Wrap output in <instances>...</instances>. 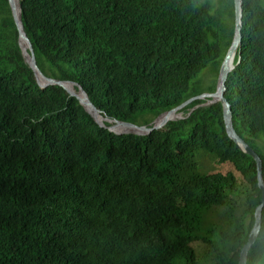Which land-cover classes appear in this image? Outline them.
<instances>
[{
	"label": "trees",
	"instance_id": "1",
	"mask_svg": "<svg viewBox=\"0 0 264 264\" xmlns=\"http://www.w3.org/2000/svg\"><path fill=\"white\" fill-rule=\"evenodd\" d=\"M20 4L43 74L141 125L203 93L193 80L218 76L234 33L233 0ZM242 7L225 97L264 174V0ZM203 103L146 136L101 128L62 87L39 86L0 0V264H239L262 204L257 163L221 103ZM204 157L225 170L203 172ZM257 238L247 264H264V211Z\"/></svg>",
	"mask_w": 264,
	"mask_h": 264
},
{
	"label": "water",
	"instance_id": "2",
	"mask_svg": "<svg viewBox=\"0 0 264 264\" xmlns=\"http://www.w3.org/2000/svg\"><path fill=\"white\" fill-rule=\"evenodd\" d=\"M20 1V0H18ZM9 6L11 9V14L13 21L16 25L18 34H19V45L22 51V55L25 59V62L28 66L33 70L37 83L41 88H47L48 86L57 85L62 87L70 97H75L79 103L83 106L86 112L94 119V121L101 127L109 132H112L116 135H128V134H135L146 136L156 130L163 129L168 122L181 120L185 116L183 114V110L192 102L196 100H204V105H211L214 103L220 102L223 107V118L225 124V131L227 136L234 141L236 147L239 150H242L245 154L252 157L256 163L258 168V183L260 190L262 191V204L258 207L255 213V225L253 226L247 244L241 250L239 256V264H247L249 253L255 244L259 231L261 229V224L263 220V211H264V177H263V161L262 158L250 147L248 146L237 134L235 128L233 126V117H232V110L231 105L228 102L227 98L225 97L226 88H227V80L229 77L230 72L234 69L235 65L239 63L240 56L238 55V59L235 62L236 53L239 49L242 40V18H243V0H233L234 4V33L232 42L221 62L218 76H217V83L216 89L214 92H203L199 95L193 96L186 101H184L179 106L172 108L162 114H160L155 120L151 123L146 125H138L133 122L122 121V120H112L107 118L101 114L99 109L94 106L91 102L87 92L82 88V86L68 81H60L54 78H49L43 74V72L38 67L35 52L33 50L31 41L27 36L22 23V16H21V4L19 3V13L17 12V7L15 5L14 0H8ZM23 40H26L28 44V48L25 50L22 43ZM72 87V88H71ZM77 91L79 95L75 93ZM200 106V105H198ZM196 106L195 108H197ZM194 108V109H195ZM194 109L190 110L188 115ZM103 118L108 121H113L115 125L125 126L127 131L125 132H117L113 129V126H109L108 123H103L100 118ZM161 117H164L163 120H160Z\"/></svg>",
	"mask_w": 264,
	"mask_h": 264
},
{
	"label": "rangeland",
	"instance_id": "3",
	"mask_svg": "<svg viewBox=\"0 0 264 264\" xmlns=\"http://www.w3.org/2000/svg\"><path fill=\"white\" fill-rule=\"evenodd\" d=\"M208 1L215 2L216 0H208ZM193 81H197V82L199 81V87L205 93V92H209V89L217 82V76L216 77L214 76L212 69L209 67L201 71ZM136 124L141 125L142 122L138 119ZM201 167H202V171L206 173L218 172V170H225V168H221L217 166V163H215L208 157H204L202 159ZM212 212L213 215H215L214 219L220 218V215L217 213L216 209L212 210Z\"/></svg>",
	"mask_w": 264,
	"mask_h": 264
},
{
	"label": "bare ground",
	"instance_id": "4",
	"mask_svg": "<svg viewBox=\"0 0 264 264\" xmlns=\"http://www.w3.org/2000/svg\"><path fill=\"white\" fill-rule=\"evenodd\" d=\"M14 2H15V5H16V7H17V12L19 13V3H20V1H18V0H14ZM22 45H23V47L25 48V50L28 48V44H27L26 40H23ZM24 45H25V46H24ZM68 82H70V81H68ZM52 86H57V85H52ZM77 95H79V93H78ZM228 102H229V101H228ZM163 118H164V117H161L160 120H163ZM113 129H114L115 131H119V130H124V132L127 131V128H126L125 126H120V125H115V126H113ZM241 151H242V150H241ZM257 239H258V238H257ZM247 261H248V260H247Z\"/></svg>",
	"mask_w": 264,
	"mask_h": 264
},
{
	"label": "clouds",
	"instance_id": "5",
	"mask_svg": "<svg viewBox=\"0 0 264 264\" xmlns=\"http://www.w3.org/2000/svg\"><path fill=\"white\" fill-rule=\"evenodd\" d=\"M217 83V82H216Z\"/></svg>",
	"mask_w": 264,
	"mask_h": 264
}]
</instances>
